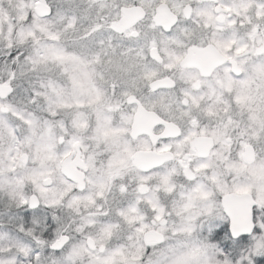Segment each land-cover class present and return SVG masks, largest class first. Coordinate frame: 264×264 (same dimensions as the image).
<instances>
[{
    "label": "snow or ice",
    "instance_id": "1",
    "mask_svg": "<svg viewBox=\"0 0 264 264\" xmlns=\"http://www.w3.org/2000/svg\"><path fill=\"white\" fill-rule=\"evenodd\" d=\"M0 264H264V0H0Z\"/></svg>",
    "mask_w": 264,
    "mask_h": 264
}]
</instances>
